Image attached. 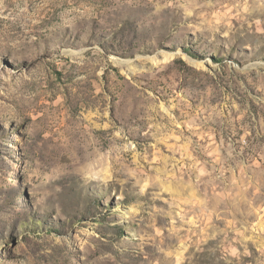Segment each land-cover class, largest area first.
<instances>
[{"label": "rangeland", "instance_id": "obj_1", "mask_svg": "<svg viewBox=\"0 0 264 264\" xmlns=\"http://www.w3.org/2000/svg\"><path fill=\"white\" fill-rule=\"evenodd\" d=\"M0 264H264V0H0Z\"/></svg>", "mask_w": 264, "mask_h": 264}, {"label": "bare ground", "instance_id": "obj_2", "mask_svg": "<svg viewBox=\"0 0 264 264\" xmlns=\"http://www.w3.org/2000/svg\"><path fill=\"white\" fill-rule=\"evenodd\" d=\"M150 111H152V110H150ZM142 112H143V110H142ZM128 114H129V116H133L134 114H137V112H136V110H135V108H130V109H128V112H127ZM135 117V116H134ZM133 117V118H134ZM131 118V117H130ZM133 118H131V119H133ZM130 119V120H131Z\"/></svg>", "mask_w": 264, "mask_h": 264}]
</instances>
